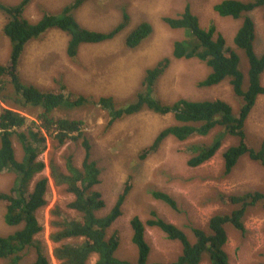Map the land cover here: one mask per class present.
<instances>
[{
  "label": "trees",
  "instance_id": "obj_1",
  "mask_svg": "<svg viewBox=\"0 0 264 264\" xmlns=\"http://www.w3.org/2000/svg\"><path fill=\"white\" fill-rule=\"evenodd\" d=\"M31 1L20 0L13 5L0 1V13L4 17L2 33L9 41L8 60L5 64H0V100L14 103L17 107H6L0 112V172L7 170L14 174L10 189L0 191V203L5 209V225L19 226L11 233L0 234V260L5 264H19L26 249L33 247L34 260L26 264H50L34 239L42 230L36 214L46 204L47 192V178L35 179L45 168V163L38 160V155L42 151L45 136H49L59 144L81 141L83 149L80 167L72 164L71 156L65 160L66 173L58 171L52 163L48 165L49 176L54 184L65 186L66 192L73 195L67 207L78 213L76 217L59 218V208L52 210V214L59 218L50 222L55 228L50 234V240L55 244L52 254L59 264H87L92 254L97 256L94 264H200L204 256L208 257L210 264H230L224 249L228 239L226 227L231 226L244 232L243 221L248 211L256 205L264 209V194L261 191L241 195L218 193L217 202L228 208V211L212 214L205 228L192 227L194 242L189 241L180 227L158 217L154 210L150 211V217L145 221L133 216L130 228L131 242L137 249L136 261L116 257L119 233L114 230L108 234V228L120 216L121 207L132 184L127 178L114 205L104 215H98L105 207V202L95 188L100 183V172L90 159V144L84 135L83 122L75 118L54 117L52 114L53 110L62 107L77 108L87 104L88 98L73 93L63 84L57 88L42 89L21 79L18 67L27 44L42 38L50 30L66 34V56L75 61L80 46L109 41L122 32L128 25L129 15L124 11L121 21L108 31L88 29L76 18V12L88 0H72L60 9V13L45 10L32 22L24 16ZM258 8L263 9L264 24V0H220L213 5V10L219 16L241 20L233 37L235 47H225L223 35L217 33L214 26L202 28L188 4L175 16H164L162 21L171 29L183 30L184 37L173 42L170 56L162 57L145 69L141 89L136 92L134 99L117 103L111 96L98 98L96 102L107 114L106 128L143 110L160 115L172 114L174 123L162 128L153 141L139 151L140 160L155 152L165 139L172 137L181 142L178 151L188 155L187 165L197 167L210 160L222 146L223 140L230 136L237 142L222 152L225 175L232 171L237 160L243 156L264 167V137L259 147L255 148L249 141L245 128L256 99L264 95L261 81L264 74V49L260 55L255 53V23L250 16ZM152 33L151 23L142 21L128 31L124 43L133 49ZM238 50L243 51L246 57V74L240 66ZM172 59H196L204 62L208 73L197 85L211 87L227 80L239 101L238 110L235 112L227 101L220 98H178L173 102L161 100L156 95L154 86L168 69ZM28 107L39 109L30 122L22 112ZM213 130L216 131L208 143L184 144L192 135L204 137ZM14 138L22 152L20 159L15 154ZM151 196L173 210L178 209L177 202L166 192L152 190ZM146 227L157 228L169 240L180 243L181 252L175 260L148 262L150 248L145 239Z\"/></svg>",
  "mask_w": 264,
  "mask_h": 264
},
{
  "label": "rangeland",
  "instance_id": "obj_2",
  "mask_svg": "<svg viewBox=\"0 0 264 264\" xmlns=\"http://www.w3.org/2000/svg\"><path fill=\"white\" fill-rule=\"evenodd\" d=\"M0 1L13 5L20 0ZM219 1L88 0L76 12V18L81 25L88 29L108 31L121 21L125 11L129 15L126 28L109 41L80 46L75 61L66 56V34L59 30H50L42 38L29 42L21 57L18 68L24 81L42 89L57 88L63 84L73 93L88 98L87 104L77 108L62 107L53 110L52 114L54 117L75 118L83 122L84 135L90 144V159L95 162L100 172V183L95 188L105 202V207L98 215H104L114 205L127 178L132 184L121 207L120 216L108 228V234L114 230L119 233L120 241L115 251L119 259L135 262L137 258V249L131 242L130 219L133 216L145 221L150 217V211L154 210L158 217L180 227L189 241L194 242L192 227L205 228L212 214L228 211V208L217 202L218 193L241 195L245 192L261 191L264 194V167L247 156L240 157L232 171L224 174L222 152L226 147L236 144L235 138L227 136L214 156L197 167L187 165L188 155L178 151L181 142L172 137L165 139L155 152L140 160L139 151L148 146L162 128L174 123L172 114L160 115L143 110L106 128V111L96 102L102 96H111L117 103L134 99L136 92L141 89L145 69L162 57L170 56L173 42L184 37L183 30L169 28L162 18L177 15L186 4L192 14L197 16L202 28L214 26L216 32L223 35L225 47H235L233 37L241 20L219 16L213 10V5ZM71 2L72 0H32L24 16L33 22L43 11L58 14L64 5ZM250 16L255 23V53L260 55L264 49L263 9L254 10ZM142 21L151 23L153 33L137 47L128 48L124 43L126 34ZM3 23L4 17L0 13V64L7 62L9 53V41L2 33ZM238 53L240 66L246 74V57L243 51L238 50ZM207 73L208 67L204 62L196 59H172L168 69L156 82L154 91L166 102H173L178 98H220L227 101L236 112L239 101L227 80L211 87L197 85ZM261 81L264 85V74ZM6 107L17 108L14 103H4L0 100V112ZM22 112L30 122L39 109L28 107ZM245 128L252 146L258 148L264 137V95L256 99ZM215 131L204 137L192 135L184 144L208 143ZM13 145L16 157L20 159L22 152L15 138ZM68 156H71L74 166L80 167L83 159L81 141L59 144L57 140L45 136L42 151L38 155V160L45 163V168L35 179L47 178L46 204L37 211L36 217L42 230L34 239L50 264H59L52 254L55 244L50 240V234L55 228L50 222L78 215L67 207L73 195L66 192L65 186L55 185L49 176V163L58 171L67 172L65 160ZM13 180L12 172L1 171L0 191L9 190ZM152 190L169 194L177 202L178 209L173 210L161 201L153 199ZM56 207L60 211L59 218L52 214ZM4 210L3 204L0 203L2 235L19 228L5 225ZM243 224V233L231 226L226 227L228 239L224 249L230 264L264 263V209L260 205L252 207ZM145 239L150 248V263L170 262L181 252L180 243L169 240L157 228L146 227ZM67 242L72 243L70 240ZM34 256L35 249L27 248L19 264L33 261ZM96 258L97 256L92 254L87 264H94ZM0 264L5 262L0 260ZM200 264H210L208 257L204 256Z\"/></svg>",
  "mask_w": 264,
  "mask_h": 264
},
{
  "label": "bare ground",
  "instance_id": "obj_3",
  "mask_svg": "<svg viewBox=\"0 0 264 264\" xmlns=\"http://www.w3.org/2000/svg\"><path fill=\"white\" fill-rule=\"evenodd\" d=\"M249 17V16H248ZM108 66V65H107ZM63 142V141H62ZM176 203V202H175ZM181 203V202H180ZM185 210V209H184ZM186 212V211H185ZM118 227V226H117ZM28 253V252H27Z\"/></svg>",
  "mask_w": 264,
  "mask_h": 264
}]
</instances>
